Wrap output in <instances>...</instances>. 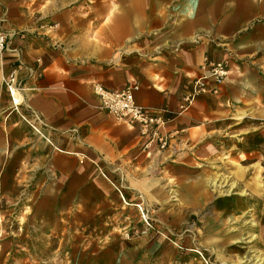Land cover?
<instances>
[{"label":"crops","instance_id":"crops-1","mask_svg":"<svg viewBox=\"0 0 264 264\" xmlns=\"http://www.w3.org/2000/svg\"><path fill=\"white\" fill-rule=\"evenodd\" d=\"M166 1L159 0V6ZM181 5L171 21L130 26L141 12L135 11L133 18L122 13L118 18L126 31L121 39L110 38L106 46L94 44L87 50L72 42L56 46L43 25L51 19L41 13L34 17L24 0H0V28L11 34L9 52L0 62V104H10L5 117L10 122L0 128V163H34L41 168L42 183L54 172L58 182L68 179L76 186L87 163H151L152 153V163H158L163 151L173 158L169 163L184 156V163H193L191 153L207 158L211 152H224L225 143L214 137L229 131L240 137L263 127L264 109L256 102L264 100V0H186ZM152 29L157 32L153 44L143 48L157 60L127 55L123 47L130 39ZM224 57L231 58L230 72L219 93L202 94L181 112L184 97L205 75L206 62ZM14 68L24 87V103L17 110L3 84ZM97 83L110 90L138 86L137 103L166 120L162 134L169 147L146 150L136 128L101 109L94 93ZM98 169L92 166L88 178L96 200L121 199L124 207H139ZM73 198H83L80 189Z\"/></svg>","mask_w":264,"mask_h":264},{"label":"rangeland","instance_id":"rangeland-1","mask_svg":"<svg viewBox=\"0 0 264 264\" xmlns=\"http://www.w3.org/2000/svg\"><path fill=\"white\" fill-rule=\"evenodd\" d=\"M24 1L34 17L51 19L43 25L56 46L89 50L121 39L122 13L141 12L130 26L171 21L186 0ZM155 34L131 38L123 49L156 61L143 48ZM9 105L0 104L3 130ZM256 105L263 110L264 100ZM229 132L211 139L225 143L224 152L191 153L193 163L186 156L169 163L164 151L158 163L153 153L151 163H87L76 186L54 172L42 183L34 163H0V264H264V126L240 137ZM92 166L144 213L121 199L96 200ZM78 189L83 198L74 200Z\"/></svg>","mask_w":264,"mask_h":264},{"label":"built area","instance_id":"built-area-1","mask_svg":"<svg viewBox=\"0 0 264 264\" xmlns=\"http://www.w3.org/2000/svg\"><path fill=\"white\" fill-rule=\"evenodd\" d=\"M10 35L9 32L0 28V62L5 59L9 52ZM204 70L205 75L195 81L192 92L184 97L180 106L181 112L187 111L198 96L208 93H219V87L228 76L230 67L227 61H207ZM3 84L12 100L14 109L17 110L24 103V87L17 77L15 68L9 77L3 79ZM138 90V86L110 90L101 83L94 85V93L100 99L101 109L104 112L114 117L116 121L124 123L133 129L136 128L139 136L146 141V150L157 147L163 151L170 144L169 138L162 134L167 122L159 113H155L137 103L136 93ZM139 209L144 213L140 206ZM145 221L148 222L146 217Z\"/></svg>","mask_w":264,"mask_h":264}]
</instances>
